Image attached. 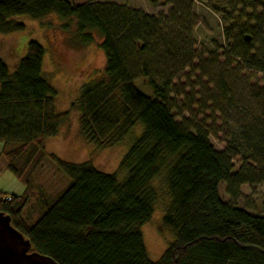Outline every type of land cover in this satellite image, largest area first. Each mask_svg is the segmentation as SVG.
<instances>
[{
  "label": "trees",
  "instance_id": "obj_1",
  "mask_svg": "<svg viewBox=\"0 0 264 264\" xmlns=\"http://www.w3.org/2000/svg\"><path fill=\"white\" fill-rule=\"evenodd\" d=\"M50 14L74 19L84 44L93 42L92 33L101 39L103 77L84 85L70 107L79 113L83 139L100 149L120 143L136 123L144 131L119 165L126 172L121 183L116 174L98 172L89 163L46 155L45 140L68 118L55 113L56 93L41 76L44 50L29 41L11 75L0 61V142L3 151L14 145L4 154L6 169L24 186L17 196L0 193V213L28 240V252L54 264H264V217L220 200L218 185L230 178L228 157L204 136L178 130L167 105L168 85L142 57L144 47L123 60L117 43L125 34L124 21L112 23L107 13L98 15L91 6L69 0H0V34L24 29L8 20L12 16L38 20ZM237 32L243 38L246 29L240 26ZM45 159L69 182L53 197L37 200L38 218L28 225L24 211ZM162 169L170 197L162 227L174 241L152 263L139 227L152 213L156 194L151 181Z\"/></svg>",
  "mask_w": 264,
  "mask_h": 264
},
{
  "label": "rangeland",
  "instance_id": "obj_2",
  "mask_svg": "<svg viewBox=\"0 0 264 264\" xmlns=\"http://www.w3.org/2000/svg\"><path fill=\"white\" fill-rule=\"evenodd\" d=\"M69 2L89 5L98 15L107 13L112 23L124 21L120 26L125 34L117 43L123 60L129 61L137 46L144 47L142 57L152 65L155 77L168 85L167 105L178 130L204 136L215 151L228 157L230 178L218 185L220 200L264 217V0ZM8 20L24 26L22 31L0 34V61L8 74L25 56L27 43H38L44 50L41 76L56 93L55 113H67V123L45 140L46 155L70 164L89 163L98 172L116 174L121 183L126 172L118 170L119 165L143 126L136 123L120 143L97 149L83 139L79 113L70 109L84 85L103 77L101 39L92 33L93 42L82 43L75 20L54 14L38 20L25 15ZM240 26L249 42L238 36ZM134 37L139 41L135 43ZM13 149L11 145L3 151L0 142V193L17 196L24 186L7 171L4 156ZM68 182L47 159L41 163L24 211L28 225L38 218L37 200L53 197ZM151 187L155 203L139 232L146 258L155 263L174 241L173 233L162 227L170 206L164 169L152 179Z\"/></svg>",
  "mask_w": 264,
  "mask_h": 264
},
{
  "label": "water",
  "instance_id": "obj_3",
  "mask_svg": "<svg viewBox=\"0 0 264 264\" xmlns=\"http://www.w3.org/2000/svg\"><path fill=\"white\" fill-rule=\"evenodd\" d=\"M243 38L250 41L246 34ZM29 249L28 240L11 227L8 216L0 213V264H54L35 252L29 253Z\"/></svg>",
  "mask_w": 264,
  "mask_h": 264
}]
</instances>
